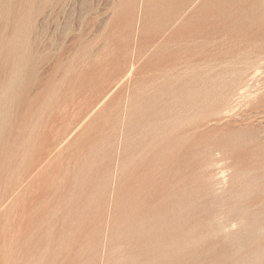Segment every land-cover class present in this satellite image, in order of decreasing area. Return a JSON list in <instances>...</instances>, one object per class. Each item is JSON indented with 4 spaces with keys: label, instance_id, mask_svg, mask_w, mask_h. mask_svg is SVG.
Listing matches in <instances>:
<instances>
[{
    "label": "rangeland",
    "instance_id": "374dc122",
    "mask_svg": "<svg viewBox=\"0 0 264 264\" xmlns=\"http://www.w3.org/2000/svg\"><path fill=\"white\" fill-rule=\"evenodd\" d=\"M0 264H264V0H0Z\"/></svg>",
    "mask_w": 264,
    "mask_h": 264
},
{
    "label": "bare ground",
    "instance_id": "6f19581e",
    "mask_svg": "<svg viewBox=\"0 0 264 264\" xmlns=\"http://www.w3.org/2000/svg\"><path fill=\"white\" fill-rule=\"evenodd\" d=\"M257 72V71H256ZM256 74V73H255Z\"/></svg>",
    "mask_w": 264,
    "mask_h": 264
}]
</instances>
